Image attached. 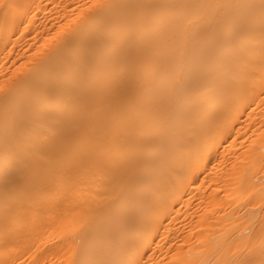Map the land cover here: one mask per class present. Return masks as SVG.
Listing matches in <instances>:
<instances>
[{"label":"bare ground","instance_id":"1","mask_svg":"<svg viewBox=\"0 0 264 264\" xmlns=\"http://www.w3.org/2000/svg\"><path fill=\"white\" fill-rule=\"evenodd\" d=\"M0 264H264V0H0Z\"/></svg>","mask_w":264,"mask_h":264}]
</instances>
